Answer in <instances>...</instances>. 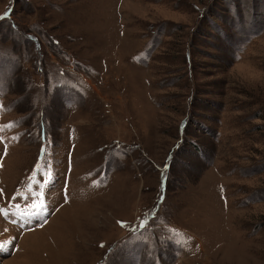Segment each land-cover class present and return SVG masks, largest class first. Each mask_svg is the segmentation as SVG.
<instances>
[{"label": "rangeland", "instance_id": "rangeland-1", "mask_svg": "<svg viewBox=\"0 0 264 264\" xmlns=\"http://www.w3.org/2000/svg\"><path fill=\"white\" fill-rule=\"evenodd\" d=\"M0 245L264 264V0H0Z\"/></svg>", "mask_w": 264, "mask_h": 264}, {"label": "snow or ice", "instance_id": "snow-or-ice-1", "mask_svg": "<svg viewBox=\"0 0 264 264\" xmlns=\"http://www.w3.org/2000/svg\"><path fill=\"white\" fill-rule=\"evenodd\" d=\"M47 172H48V176L46 177V179L44 180V183L46 185L50 184L52 182V178H53V174L51 171V168L48 167L47 168ZM16 195H20L19 190H17ZM13 199H15V196L13 197ZM35 199H37V197H33V200L35 201ZM17 207H20L19 205H17ZM30 207L33 208V211L31 213H23L22 215H27L30 217H40L42 215H46L47 214V209H48V205L47 203H42L40 207H35L34 204L30 205ZM28 223L30 224L31 221L29 220ZM42 226V225H39ZM2 246V245H0Z\"/></svg>", "mask_w": 264, "mask_h": 264}]
</instances>
